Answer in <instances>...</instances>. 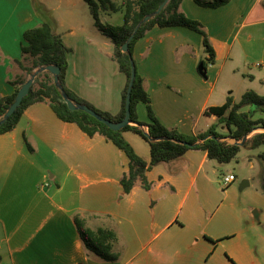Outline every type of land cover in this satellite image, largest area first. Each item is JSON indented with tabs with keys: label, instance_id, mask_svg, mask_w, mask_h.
<instances>
[{
	"label": "crops",
	"instance_id": "obj_1",
	"mask_svg": "<svg viewBox=\"0 0 264 264\" xmlns=\"http://www.w3.org/2000/svg\"><path fill=\"white\" fill-rule=\"evenodd\" d=\"M7 1L12 8L0 10V99L11 95L15 88L10 82L24 75L16 63L22 60L23 33L43 21L35 5L49 9L45 0ZM249 1L229 0L218 8L181 2L179 12L202 24L215 53L214 63H205V77L198 68L203 53L205 59L207 55L197 32L154 26L136 41L132 58L163 126L196 135L217 125L216 131L227 135L217 117L205 110L228 98L237 103L249 90L264 95L258 91L264 86L248 87L245 76L237 82L235 72L222 74L215 68L223 60L222 68L229 69L233 49L246 42L240 32L248 20L264 24V0ZM114 13L122 16L121 11L103 10L106 20ZM63 17L53 19L54 32L72 50L66 86L95 108L116 115L126 77L112 58V42L73 11ZM136 116L143 124L149 122L145 104L137 105ZM253 118L264 119V114ZM123 137L149 161V145L141 136L125 131ZM240 148L251 150L249 145ZM258 154L248 161L252 172L241 173L239 179L206 151L191 149L147 170L149 188L137 180L124 193L120 181L129 160L122 151L101 135L90 138L76 124L59 120L47 103L32 104L11 131L0 134L2 264H264V162ZM228 175L235 179L224 186ZM75 214L91 230L115 232L116 261L105 262L85 248Z\"/></svg>",
	"mask_w": 264,
	"mask_h": 264
},
{
	"label": "trees",
	"instance_id": "obj_2",
	"mask_svg": "<svg viewBox=\"0 0 264 264\" xmlns=\"http://www.w3.org/2000/svg\"><path fill=\"white\" fill-rule=\"evenodd\" d=\"M83 1L88 5L94 26L112 42L114 47L112 58L117 63L118 70L126 77V83L121 92L119 112L116 115H111L101 111L77 96L66 86L65 77L68 68V56L72 50L64 44L60 34L54 32L55 20L52 18L48 21H42L39 25L23 33L25 44L21 46L22 60H16V63L24 75L11 81L10 84L15 88L14 92L0 99V119L13 103L17 91L24 84L27 77L37 68L54 65L59 68L58 80L61 89L72 102L86 105L107 120L119 122L125 115V100L131 78L132 62L135 67V78L130 93V123L121 130L113 131L105 124L81 110H70L63 100L59 88L54 83L53 76L48 71H42L38 73L29 93L22 99L14 113L0 125V134L11 131L28 106L41 102L47 103L59 120L76 124L90 138L95 135H101L106 141L111 142L126 155L129 160V168L123 174L120 184L123 192L128 193L137 180H140L144 188H149V184L144 176L147 170H151L158 164L168 163L191 149L204 150L207 152L209 159L220 164H227L236 157L240 150V146L237 143L242 142L245 136L256 129L264 130V119L253 118L256 113L264 114V95H259L251 90L246 91L237 103H234L232 98H228L223 105L209 107L205 110L206 115H214L217 117L220 125L228 131L227 135L218 133L216 131L217 125H211L204 133L186 135L176 129L166 128L154 116L150 107V97L144 88V80L138 74L135 61L132 58L134 44L147 31L154 26L161 28L184 27L195 31L201 35L202 46L207 55V63H214L215 53L202 24L179 12V6L183 0H168L158 14L152 16L145 22L142 21L143 18L154 14L164 0H121V6H118L112 0ZM228 1L214 0L206 2L194 0L197 5L207 8L221 7L228 3ZM38 6L35 5V8ZM107 9L113 12H122L123 22L121 25H111L100 21V11ZM135 28L137 30L133 34ZM132 34V40L128 43V51L123 53L121 46ZM27 60H31L30 66L25 65V61ZM201 66L202 69H205L204 62H202ZM140 103L146 105L149 119L147 124H143L137 119L136 107ZM244 108L248 109L243 110ZM125 131H132L138 134L148 143L150 149V159L148 162L139 157L123 137V132ZM157 138H168V140H155ZM228 139L233 140L235 143L229 142ZM176 141L186 142V144H181ZM24 142L29 151L32 152L33 148L25 137ZM248 145L250 149L264 146V131L254 134L245 142L244 147ZM258 157L264 162V151L260 152ZM262 185L264 190V177L262 178ZM73 219L77 232L89 252L105 262H112L118 259L119 254L114 251V246L117 242V235L114 231L107 228L91 230L86 227L85 219L79 214H75ZM0 264H2L1 256Z\"/></svg>",
	"mask_w": 264,
	"mask_h": 264
},
{
	"label": "rangeland",
	"instance_id": "obj_3",
	"mask_svg": "<svg viewBox=\"0 0 264 264\" xmlns=\"http://www.w3.org/2000/svg\"><path fill=\"white\" fill-rule=\"evenodd\" d=\"M202 1L211 2L214 0H202ZM250 1L252 2L253 0ZM116 3L118 6H121V0H116ZM45 4L49 8L47 9L48 11L45 10L46 7L44 8L41 5L35 8V12L39 14V16L43 21H48L49 19L54 18V16L56 15L61 19H63L64 18L63 15L66 12L73 11L84 22L85 26L88 27L93 26V18L89 12L88 5L82 0H45ZM11 8L12 5L10 6L9 1L0 0V10L6 11ZM215 12L220 13L222 11H215ZM221 16L222 14H220L218 18ZM100 20L102 23H106L105 21H108L107 23H114L117 25L122 24V16L120 13H114L111 19L106 20V17L103 15V11H101ZM252 21L253 18L248 20V22L245 23L241 28L240 38L245 36L246 42H244V44H242L241 46L236 45L235 49H233L235 53L232 54L231 60L227 62L229 69H225V67L222 68L221 65L223 60L217 62L215 66L216 70L219 69L222 70V74H225L227 71L235 72V74L237 75L236 78L237 82L241 80L242 76H245L246 84L250 85L248 87H255L254 85L256 84L264 86V70L261 67L260 68L254 67V64L256 63L264 65V24H261V22H252ZM237 24L238 22L234 26V31L238 30L239 26ZM248 33L251 34V39L248 38L247 36ZM202 59L204 63H207L204 53ZM25 64L31 65V60H27ZM251 79H254L253 83L252 84L247 83L250 82ZM259 89H262V91L258 90L259 93L264 94V88H259ZM231 142H233V140H231ZM263 151H264V146H260L256 149H251L248 151L240 148L236 157L231 162L223 165V170L227 172L231 170L234 174L237 175L239 179H242L240 178L241 173L249 174L252 172V171H248L249 170L248 161L250 157L252 155H256L257 153ZM254 171L256 172V170ZM255 179L261 180L259 176L256 177Z\"/></svg>",
	"mask_w": 264,
	"mask_h": 264
},
{
	"label": "water",
	"instance_id": "obj_4",
	"mask_svg": "<svg viewBox=\"0 0 264 264\" xmlns=\"http://www.w3.org/2000/svg\"><path fill=\"white\" fill-rule=\"evenodd\" d=\"M167 2H168V0H164L159 5L157 10L154 12V14H151V15H148V16L144 17L142 21L143 22L148 21L152 16L158 14L163 9V7L166 5ZM136 30H137V28H135L133 34L136 32ZM133 34L131 36H129L128 39L126 40V42L121 46V51L123 53H126L128 51V43L132 40ZM201 67L198 68L199 73L203 77H205V71ZM42 71H48L53 76L54 83L59 88V90L61 92V95L63 97V100L65 101L67 107L70 110H81V111L89 114L90 116H92L93 118L98 120L99 122L105 124L109 129H111L113 131L121 130L124 126H126V125H128L130 123V93H131V88H132L133 81H134V78H135V67H134V64L132 62H131V78H130L129 86L127 88L126 100H125V115H124V118L121 121H119V122H112L110 120H107V119L103 118L102 116H100L99 114H97L92 109H90L89 107H87L86 105L72 102L68 98L67 94L61 89V86L59 84V80H58L59 68L57 66H54V65H48V66H43V67L35 69L28 76V78L26 79L24 84L17 91V94H16V96L14 98L13 103L8 107V109L6 110L5 114L0 119V125L14 113L16 108L21 103L22 99L29 93V90H30L31 86L33 85L34 79L36 78L38 73L42 72ZM262 131H264V130H262ZM152 140H154V139H152ZM155 140L162 141V140H168V138H157ZM246 140H247V136H245L243 138L242 142L237 143V144L240 147H242V146H244ZM176 142L181 143V144H186V142H181V141H176ZM243 185H248V183L245 182V184H242L241 186H243Z\"/></svg>",
	"mask_w": 264,
	"mask_h": 264
},
{
	"label": "built area",
	"instance_id": "obj_5",
	"mask_svg": "<svg viewBox=\"0 0 264 264\" xmlns=\"http://www.w3.org/2000/svg\"><path fill=\"white\" fill-rule=\"evenodd\" d=\"M255 68H262L264 70V65H261L259 63L254 64ZM235 177L233 175H228V176H224L222 179V184L224 186H227L228 184H230L232 181H234Z\"/></svg>",
	"mask_w": 264,
	"mask_h": 264
}]
</instances>
